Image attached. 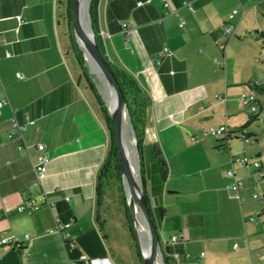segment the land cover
I'll return each instance as SVG.
<instances>
[{
  "label": "crops",
  "instance_id": "0c3cea01",
  "mask_svg": "<svg viewBox=\"0 0 264 264\" xmlns=\"http://www.w3.org/2000/svg\"><path fill=\"white\" fill-rule=\"evenodd\" d=\"M65 1L0 0V100H6L0 106V240L29 235L21 248L0 245V264H88L80 255L96 259L94 264H143L118 193L101 179L110 131L80 67L69 61L71 55L77 63L69 49ZM233 9L239 12L229 19ZM97 17L107 54L134 74L151 99L141 166L164 254L175 264H213L217 251L229 252L221 250L226 241L237 240L238 253L263 242L264 223L254 224L252 209L244 211L243 202L258 186L264 195V177L254 175L251 166L230 162L241 152L232 144L242 140L227 142L224 135L201 132L226 124L233 131L244 128L247 142L256 143L253 127L264 117V94L256 93L257 115L241 103L240 94L264 78L236 70L241 60L233 48L247 37L264 48V0H98ZM229 24L231 36L223 32ZM164 48L169 54L162 55ZM12 115L20 124L34 120L23 131V143L45 146L50 160L41 182L33 171L40 153L8 139ZM246 146H240L241 156L249 154L264 171L260 152L247 154ZM230 168L242 179L243 202L226 186L224 173ZM112 188L113 196L106 197ZM30 202L40 208L17 211ZM55 216L69 223L68 240L49 231Z\"/></svg>",
  "mask_w": 264,
  "mask_h": 264
},
{
  "label": "rangeland",
  "instance_id": "374dc122",
  "mask_svg": "<svg viewBox=\"0 0 264 264\" xmlns=\"http://www.w3.org/2000/svg\"><path fill=\"white\" fill-rule=\"evenodd\" d=\"M88 1L90 3V0H81L82 10H81L80 19L82 18V16H84V18L86 17V8H87ZM243 43H244L243 46L236 44L235 47L233 48L234 51H236L237 56L240 57V60L242 62L241 63L239 60H236V63L238 66L235 67V69L240 72H244L245 75H251L253 78L255 77V79L264 78V48H261V46L254 45V41L251 37L245 38ZM240 48L244 51V53H240V50H241ZM251 50H254V54H251ZM241 55H244V56H241ZM233 56H235V54ZM85 57L83 61H84L85 66L88 69L87 72L89 76L91 77V80L97 92L99 93L103 103L104 101H106V103L108 102L107 105L109 106L110 104L109 102H111L110 86L107 84L106 79L101 74V71L98 70V67L95 68V65L92 63V61H89L90 59L88 60L87 57H89V55H85ZM69 61L73 64L76 70H79L78 64L74 61L71 55H69ZM82 82L84 83V85L86 84L83 80ZM104 105L107 109V106L105 103ZM123 125H124V131H123L124 145H125L127 154L129 155L130 159H132V161L135 163L134 174L136 176V180L139 181L138 172H137L138 158L135 154V141H134L133 133L131 130L130 120L128 119L126 114L123 119ZM253 128L256 133V137H255L256 143L255 144H253L251 141L247 142V141L242 140V141L234 142L232 145L234 146V148H237L241 151L240 154H238V156H241L242 149H240V146L242 144H247L246 146L247 154L248 152L252 153V149L254 151H259L261 155V159L264 161V128L261 126L260 121H257ZM246 156L250 157L249 154ZM251 156H253V154H251ZM143 157L144 158L146 157L145 149L143 150ZM246 170H249V169H246ZM122 188H123V185H122ZM122 190H123V194H124V197L127 203L124 188ZM109 191L110 192L106 194V197H112L115 192L113 188L110 189ZM253 195L259 198H262L264 195L262 194L261 187L258 186L256 190H253L251 192V198L243 202V206H244L243 210L250 211L252 209V211L250 212L252 213V216L255 218L254 224H259V226L261 227L262 224L264 223V203L262 199H253L252 198ZM245 205L249 206V208H246ZM140 219L142 220L141 221L142 224L140 223V227L138 224V229L144 234L145 238L147 239L146 224L144 220L142 219V216H140ZM255 236L258 238L261 235L257 234ZM236 243H237V240H231L228 242L226 241L221 250L227 247L229 252H225V251L222 252L220 250L217 251L213 257V261H212L213 264H241V263L242 264H251V263L264 264V258H261V256L264 255V239H263V242L259 241L260 244H257V246H255L254 248L250 247L249 250L248 248L247 249L245 248L243 252H239V253L237 252L239 247L237 246ZM205 263L210 264L207 261H205ZM159 264H161V262Z\"/></svg>",
  "mask_w": 264,
  "mask_h": 264
},
{
  "label": "water",
  "instance_id": "95a60500",
  "mask_svg": "<svg viewBox=\"0 0 264 264\" xmlns=\"http://www.w3.org/2000/svg\"><path fill=\"white\" fill-rule=\"evenodd\" d=\"M82 10L81 0H70V14H71V22H70V31L71 37L74 41L77 52L84 59L85 51L80 46V42H82L89 53L88 60L92 61L95 65V68L101 71V74L106 79L107 84L111 87L114 96V104L110 107L107 105L106 101L104 103L107 106L109 118L112 124V139L116 149L117 160L120 168L122 185L125 191L126 199H127V207L130 216V221L133 226V230L135 233L136 240L140 247L142 263L143 264H157V259L159 257L161 264H165L163 255L164 252L162 250V245L160 243V239L158 233L156 231L155 225L153 224L150 212L148 209L147 201L144 196L143 186H142V178L140 171V158L138 147L136 143V135L133 128V124L130 119V115L126 106V102L124 100L122 91L119 87V84L110 69L108 63L104 59L102 53L100 52L96 41L94 39V32L91 24V16L89 12V1L86 8V17L85 24L87 25L90 38L83 37L80 34V13ZM86 58V57H85ZM122 110L125 111L128 119L130 120L131 130L133 133L134 141H135V154L138 158L137 162V172L139 181L136 180L135 174L132 175L131 172L125 171L126 162L124 156V142H123V120H122ZM130 190L132 197L129 198L127 195V190ZM137 213H140L142 219L146 224V235H147V248L146 252L143 251L141 243L138 237V221L136 219Z\"/></svg>",
  "mask_w": 264,
  "mask_h": 264
},
{
  "label": "trees",
  "instance_id": "16d2710c",
  "mask_svg": "<svg viewBox=\"0 0 264 264\" xmlns=\"http://www.w3.org/2000/svg\"><path fill=\"white\" fill-rule=\"evenodd\" d=\"M66 12H65V20H66V26H67V34L69 36V49L73 56L75 57L83 77L85 78L87 87L92 91L94 94V97L100 107V112L106 122V125L108 126V129L110 131V156L108 160L106 161L103 170L101 172V179L105 183H111L117 193L118 197L121 201L122 206L124 207V214L125 218L127 221V226L129 229V236L131 238L132 246L134 248V251L136 253V256L138 260H141V252H140V247L138 245V242L135 237V233L133 230V226L130 221V216L128 209L126 207V202H125V197L123 194V188H122V180H121V174H120V168L117 160V155H116V149L115 145L112 139V124L109 118V113L99 95L97 92L91 77L89 76L87 72V67L84 64L83 58L81 55L77 52L74 41L71 37V31H70V22H71V14H70V0H66ZM97 3L98 0H90L89 3V12L91 16V24L94 32V39L96 41V44L102 53L104 59L108 63L110 69L112 70L119 87L122 91L124 100L126 102V106L130 115L131 122L133 124V128L135 131L136 135V143L138 147V152H139V158H140V171H141V178H142V186H143V192H144V182H143V177H142V166H141V143H142V138H143V133H144V128H145V118H146V113L149 110L150 107V96L148 95L147 91L140 85L138 82L137 78L134 76L133 73H131L129 70L124 68L120 63L112 59L106 51V47L104 45V42L102 40V37L99 33V28H98V17H97ZM254 90L257 93H263L264 94V88H257L253 84ZM240 128H236V130H239ZM251 135V134H250ZM254 136V135H253ZM225 139L227 142H229L232 139H239V140H244V137H239L235 135H230L227 134L225 136ZM145 196V192H144ZM146 199V196H145ZM147 201V199H146ZM151 217V215H150ZM152 220V218H151ZM153 222V220H152ZM154 224V223H153ZM163 259L165 264H175L170 256L168 255H163Z\"/></svg>",
  "mask_w": 264,
  "mask_h": 264
},
{
  "label": "built area",
  "instance_id": "2783aa9c",
  "mask_svg": "<svg viewBox=\"0 0 264 264\" xmlns=\"http://www.w3.org/2000/svg\"><path fill=\"white\" fill-rule=\"evenodd\" d=\"M141 2H138L137 5H140ZM182 5L187 6L189 8V10L192 11V8L190 7L188 1H183ZM239 12L238 9H233L229 15L228 18L231 19L234 17V15ZM126 25V24H124ZM179 26H182V22H179ZM234 31V26L229 24L227 26L223 27V32L224 34L231 36L233 34ZM101 35V34H100ZM2 41V37L0 36V42ZM169 54V51L164 48L162 55H167ZM6 57L10 56V53H6L5 54ZM218 66H222L223 63L222 62H217ZM16 77L20 78L22 77V75L20 73H16ZM254 85L257 88H264V80L262 79H258L254 82ZM257 92L255 90L250 91V92H242L240 94V101L241 103L246 106L248 108V111L251 114L257 115L258 113V104H257ZM4 103H6L5 99H1L0 100V106L3 105ZM260 123L261 126L264 128V117H261L260 119ZM34 124V120H27V122L25 124H20L17 122V120L15 119V116L12 115L9 118V125L10 128L7 131V136L9 140H16L18 142V148L20 149H25L28 150L29 147H33L35 150H37L40 153V160L38 162L33 163V171L35 174V178L38 182H41L44 178V176L46 175V171H47V165L49 163V157L46 153V149L44 144L42 143H36L33 145H26L23 143V131L26 127V125H32ZM227 134L230 135H235V136H239V137H244L245 141L249 140L248 139V131L245 130L244 128H240L239 130H229L226 124H222L219 125L217 127H210L206 130H203L201 132V135L204 137H213V138H218L222 135L226 136ZM0 142H2V140L0 139ZM222 150V148L219 149V151ZM230 162L233 163H239V164H243L245 166H251L254 168V175H256L258 178H263L264 177V171L259 169V163L257 161H250L248 159L247 156H234L231 157ZM224 177L229 179V182L227 183V188L229 190L232 191V197L236 198L239 202H243L244 198L240 195L239 191H240V187L243 185L242 179L237 177L234 173L233 168L227 169L224 173ZM253 199H262L263 203H264V196L262 198H259L255 195L252 196ZM64 199L67 200V196H64ZM46 205L47 206H52L53 203L50 201H46ZM40 208V205L38 204H33V203H29L28 206L27 205H19L17 207V211L18 212H27V213H31L34 211H37ZM250 221H253V217L249 218ZM69 226V223H61L59 221V219L55 216V225L53 228H51L49 231L50 232H57L60 234V236L62 237L63 240H68L69 238H71L72 236L70 235L69 232H64V230ZM29 239V235L28 234H23L21 237L16 235V234H12L10 236L7 237H3L0 240V245L4 246L6 248H10V249H17V248H21L22 245V241L23 240H27ZM177 240L176 236H172L171 237V242H175ZM262 258L264 257L263 255L261 256ZM79 258L88 263V264H94L97 260L96 259H88L85 255H80ZM172 258L176 259L177 258V253H172ZM101 260H107V258H103Z\"/></svg>",
  "mask_w": 264,
  "mask_h": 264
},
{
  "label": "bare ground",
  "instance_id": "6f19581e",
  "mask_svg": "<svg viewBox=\"0 0 264 264\" xmlns=\"http://www.w3.org/2000/svg\"><path fill=\"white\" fill-rule=\"evenodd\" d=\"M81 15V13H80ZM85 15V14H84ZM84 16H82V18L80 19V34L83 36V37H86V38H90V35H89V31H88V28H87V25L85 24V20H84ZM80 46L84 49L85 51V55H89L87 49H86V46L80 42ZM96 70V69H95ZM99 70V69H98ZM100 71V70H99ZM110 98H111V102H109V106L111 107L113 104H114V96H113V91L110 87ZM108 103V102H107ZM125 111L122 110V120L124 119V116H125ZM124 127V125H123ZM124 142V141H123ZM124 156H125V162H126V167H125V171H129L132 173V175H134V172H135V163L132 161V159H130L129 155L127 154V151H126V148H125V145H124ZM127 195L129 198L132 197V194L130 192V190L128 189L127 190ZM140 216L141 214L140 213H137L136 215V219L139 224V227H140V223H141V219H140ZM142 224V223H141ZM143 228V227H142ZM137 229H138V226H137ZM145 230V229H144ZM141 232H139V229H138V237H139V241L141 243V246H142V249L144 252H146V248H147V241L144 240V238L141 236L140 234Z\"/></svg>",
  "mask_w": 264,
  "mask_h": 264
}]
</instances>
